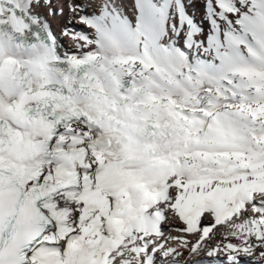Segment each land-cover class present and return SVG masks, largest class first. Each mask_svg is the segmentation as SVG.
Here are the masks:
<instances>
[{
	"label": "snow or ice",
	"instance_id": "6c2138e0",
	"mask_svg": "<svg viewBox=\"0 0 264 264\" xmlns=\"http://www.w3.org/2000/svg\"><path fill=\"white\" fill-rule=\"evenodd\" d=\"M52 2L0 0V264H264V0Z\"/></svg>",
	"mask_w": 264,
	"mask_h": 264
},
{
	"label": "bare ground",
	"instance_id": "6f19581e",
	"mask_svg": "<svg viewBox=\"0 0 264 264\" xmlns=\"http://www.w3.org/2000/svg\"><path fill=\"white\" fill-rule=\"evenodd\" d=\"M65 0H53L52 7L54 9H64L63 15H55L50 16L48 19L50 20L51 27L54 30L55 34L59 37L62 28L67 24L69 13L66 5H62V3ZM127 3H131V0H126ZM41 11L47 15V9H41ZM128 11H131L129 8ZM190 11H192L195 15L198 17L203 14V5L198 3L195 5V7L191 8ZM60 16V17H59ZM77 28L83 29V25H76ZM86 31H90L85 29ZM62 42L66 48H68L71 44L68 37H62ZM113 162L120 167L125 173L128 174V179L125 184V190L135 192L137 187L139 186L140 181L142 178L148 175L149 168L139 158H132L129 153L125 151L117 152L113 157ZM173 224H178L179 222L174 220L172 221ZM167 227V226H166ZM187 255V254H186Z\"/></svg>",
	"mask_w": 264,
	"mask_h": 264
},
{
	"label": "rangeland",
	"instance_id": "374dc122",
	"mask_svg": "<svg viewBox=\"0 0 264 264\" xmlns=\"http://www.w3.org/2000/svg\"><path fill=\"white\" fill-rule=\"evenodd\" d=\"M60 8H61V6H60ZM57 15H59V14H57ZM60 16H61V15H60ZM60 16H59V17H60Z\"/></svg>",
	"mask_w": 264,
	"mask_h": 264
}]
</instances>
